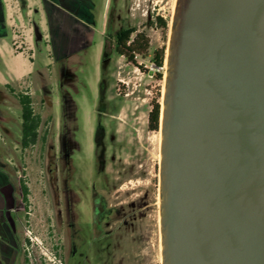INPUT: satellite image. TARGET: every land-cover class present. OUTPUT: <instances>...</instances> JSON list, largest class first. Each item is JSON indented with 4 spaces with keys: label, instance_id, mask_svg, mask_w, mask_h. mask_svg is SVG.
Wrapping results in <instances>:
<instances>
[{
    "label": "rangeland",
    "instance_id": "374dc122",
    "mask_svg": "<svg viewBox=\"0 0 264 264\" xmlns=\"http://www.w3.org/2000/svg\"><path fill=\"white\" fill-rule=\"evenodd\" d=\"M92 1L90 23L72 19L54 1L40 0L36 15L28 14L26 0L11 3L15 23L0 43L7 63L13 70L25 68L22 59H10L12 49L26 55L27 71H32L29 57L35 62L31 75L0 79V165L12 182L23 179L29 188L28 202L23 204L17 196L22 209L15 238L20 245L16 264H99L97 251H90L89 262L84 259L83 241L92 185L88 140L98 130L104 110L125 121L129 120L125 115H132L131 123L148 138L153 203L149 251L153 264H162L161 131L151 132L147 125L153 102H163L167 69L166 60L164 68H155L153 55L166 47L167 58L177 0ZM157 17L168 23V30L152 24ZM122 27L136 28L149 38L148 54L138 56L136 65L115 50L114 37ZM161 70L163 81L157 77ZM21 95L32 98L33 111L41 118L37 141L27 148L21 143ZM119 124L125 128L126 123Z\"/></svg>",
    "mask_w": 264,
    "mask_h": 264
},
{
    "label": "water",
    "instance_id": "95a60500",
    "mask_svg": "<svg viewBox=\"0 0 264 264\" xmlns=\"http://www.w3.org/2000/svg\"><path fill=\"white\" fill-rule=\"evenodd\" d=\"M166 63L162 264H264V0H177Z\"/></svg>",
    "mask_w": 264,
    "mask_h": 264
},
{
    "label": "flooded vegetation",
    "instance_id": "af4514ba",
    "mask_svg": "<svg viewBox=\"0 0 264 264\" xmlns=\"http://www.w3.org/2000/svg\"><path fill=\"white\" fill-rule=\"evenodd\" d=\"M151 111L147 129L157 132L150 128ZM130 116L125 115L129 119L125 121L120 115L104 110L98 130H93L88 140V162L97 168L89 166L92 185L86 200L87 231L83 241L86 245L83 257L87 262L92 255L90 251H97L99 264L107 261L108 264H153L149 251L153 205L149 144L147 136L131 123ZM119 121L126 123L124 129ZM22 182L20 179L14 183L8 175L7 193L0 203V264H16L18 259L20 245L15 238L22 206L17 196L26 203ZM106 243L110 245L107 260Z\"/></svg>",
    "mask_w": 264,
    "mask_h": 264
},
{
    "label": "trees",
    "instance_id": "16d2710c",
    "mask_svg": "<svg viewBox=\"0 0 264 264\" xmlns=\"http://www.w3.org/2000/svg\"><path fill=\"white\" fill-rule=\"evenodd\" d=\"M152 24L159 26L163 30H168V23L162 18L157 17ZM116 52L124 57L129 63L137 64L138 56L146 57L150 48V41L143 31H137L136 28H124L118 30L114 37ZM166 60V47L156 50L153 55V63L159 69L164 68ZM138 66V65H137ZM140 69H144L139 66ZM160 81H163L164 72L157 73ZM19 102L22 108V146L29 147L36 143L38 138V129L41 118L37 116L32 107V98L29 95H21ZM162 104L159 100L153 102V110L150 113V128L158 131L160 128ZM24 201L28 202L29 190L27 185L22 182ZM28 264V263H26Z\"/></svg>",
    "mask_w": 264,
    "mask_h": 264
},
{
    "label": "crops",
    "instance_id": "0c3cea01",
    "mask_svg": "<svg viewBox=\"0 0 264 264\" xmlns=\"http://www.w3.org/2000/svg\"><path fill=\"white\" fill-rule=\"evenodd\" d=\"M28 5V14H38L40 13L39 5L40 0H26ZM49 2L61 3L63 8L72 15V19L84 21L87 23L93 22L95 10V5L92 0H48ZM13 0H0V43L4 41L5 37L8 36L10 27L14 25V20H11ZM53 2V3H54ZM36 25V24H34ZM37 26H35V29ZM3 44H0V79H6L8 76H14L15 79L20 80L28 75H31L35 70V62L32 57H29V65L32 66V71H27L26 55L23 53L16 54L14 49L10 51V59H14L20 62L22 59V65L25 67L24 70H13L11 66L7 63V52L3 50ZM6 54V57H5ZM8 183V174L2 170L0 165V203L4 201L6 196V185ZM16 257V256H15ZM14 257V259H15Z\"/></svg>",
    "mask_w": 264,
    "mask_h": 264
},
{
    "label": "built area",
    "instance_id": "2783aa9c",
    "mask_svg": "<svg viewBox=\"0 0 264 264\" xmlns=\"http://www.w3.org/2000/svg\"><path fill=\"white\" fill-rule=\"evenodd\" d=\"M153 66L155 67V68H157L156 66H155V64L153 63ZM157 69H159V68H157ZM56 264H61V263H56Z\"/></svg>",
    "mask_w": 264,
    "mask_h": 264
}]
</instances>
